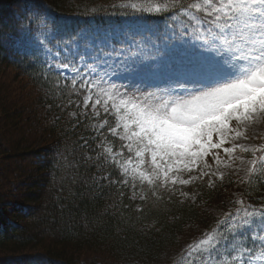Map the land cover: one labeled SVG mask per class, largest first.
Returning <instances> with one entry per match:
<instances>
[{
    "label": "snow or ice",
    "instance_id": "obj_1",
    "mask_svg": "<svg viewBox=\"0 0 264 264\" xmlns=\"http://www.w3.org/2000/svg\"><path fill=\"white\" fill-rule=\"evenodd\" d=\"M129 8L109 13L124 23L86 28L67 39L43 11L25 28L39 25L30 42L55 61L49 70L70 80L82 115L103 119L99 130L118 136L127 153L119 163L120 154L101 144V159L110 155L123 176L153 186L187 185L214 175L210 160L219 165L221 150L233 160L237 150L251 152L249 174L264 169V145L249 148L240 142L247 137L230 126L264 119V0H165ZM50 45L60 50L52 53ZM238 203L222 221L237 235L254 216L264 219V202L259 208L243 199ZM227 236L200 241L206 252L190 245L186 254L205 257L194 264H214ZM248 257L252 264L264 260V253Z\"/></svg>",
    "mask_w": 264,
    "mask_h": 264
},
{
    "label": "trees",
    "instance_id": "obj_2",
    "mask_svg": "<svg viewBox=\"0 0 264 264\" xmlns=\"http://www.w3.org/2000/svg\"><path fill=\"white\" fill-rule=\"evenodd\" d=\"M132 1L0 0V131L12 143L10 149L0 147V158L29 162L0 163V205L7 182L18 172L24 177L22 203L11 205L13 212L0 209V264H86L82 260L90 252L109 255L106 262L113 264H183L195 229L209 230L220 221L211 207L230 200L237 206L243 199L259 208L264 202V169L259 167L251 178L234 171L198 182L195 201L123 176L119 163L127 153L119 137L99 130L103 119L83 116L70 81L24 44L25 34L39 28L26 31L29 18L42 11L67 39L86 28L124 23V17L109 13L130 10ZM8 72L10 82L5 81ZM14 80L22 85L19 92L34 89L23 103L21 92L16 98ZM24 120L35 124L34 133L9 138L10 126L15 129ZM30 135L34 140L28 143ZM101 144L120 154L117 165L110 155L101 159ZM256 245L261 243L256 240Z\"/></svg>",
    "mask_w": 264,
    "mask_h": 264
},
{
    "label": "rangeland",
    "instance_id": "obj_3",
    "mask_svg": "<svg viewBox=\"0 0 264 264\" xmlns=\"http://www.w3.org/2000/svg\"><path fill=\"white\" fill-rule=\"evenodd\" d=\"M163 3H165V0H134L132 2H129L128 4H130V5L136 4V5L146 9L150 6H156L158 4H163ZM94 28L105 29L102 27L101 28L94 27ZM37 30H36V32H37ZM36 32L33 33V32L28 31L25 34V36H24L25 46L30 50V52H32L34 54L41 55L44 58L46 65L54 63L55 61H50L45 56L43 50L38 48L34 43L30 42V37L34 38ZM50 47H51L52 53H55L58 50H60V48H58V47H53L51 45H50ZM61 55H63L62 51H61ZM63 62H66V61H63ZM9 71H11V70H9ZM11 73H13V72L11 71ZM11 73L8 72L9 75L3 74V75H6L5 81L10 82L9 78H11V75H12ZM2 83H3V81H2ZM209 83H211V81H209ZM14 84L17 86L18 92H19V87H21L22 85L20 84L21 86H19L18 81H15V80H14ZM24 89H25V91H22V92L20 91L23 96L21 95L20 92L17 94L14 92L16 94V98L19 99L20 96H18V95L22 96V98L19 99V101L20 102L22 101V103L24 102V98L28 99L26 97L27 93H29L28 91L34 90L31 87L30 88L25 87ZM1 95H2V93L0 94V96ZM6 95L10 97V94H8V93ZM9 99H12V98H9ZM14 101L15 100L12 99V102H14ZM81 110L84 111L82 106H81ZM27 114H28V112L25 113L24 116H27ZM32 124H34V123L32 122V123H29L27 125L26 121L24 120V124L16 126L15 129L11 125L10 127L13 129V131L9 132V138L12 136V140H14L17 137H19L23 132L28 133V134H33L36 126H35V124L34 125H32ZM230 126L233 127L235 129V131L241 132L242 136L247 137L246 141H240V142L247 143V146L249 148H252V147L258 148L261 145H264V119H259V120L255 121V123L252 124L251 126L243 125V124H241L240 126H237V124L233 121V122H230ZM2 128L4 129V126H2ZM4 133L5 132L0 131V147L4 148V145H5L6 149H10V146H12V143H8L9 141L6 137V134H4ZM233 135H234V133H233ZM33 140H34V136H32V135H30V137H27L28 143L29 142L31 143ZM225 146H231V142L227 143ZM0 150H2V149H0ZM219 155H220V159H221V163L219 165H217L214 161L210 160V163H212V166H213L212 171L214 172V175L209 176V177H204L203 179H193L187 185H180L179 183L173 185V184H171V182H169L167 185H164L163 183H161L159 185L160 188H162L163 190H166V191L177 193L184 200L188 199V200L195 201L196 200V184L198 182L208 181V180L213 181L217 178L220 179L224 175H226L230 172H234V171L236 173L242 174V176H244L246 178H251L252 174L248 173V168L250 167V165L247 163L249 160L253 159V155L251 154V152L241 153L239 150H237V152L233 154L235 157H237V159H235V160L230 159L227 156V154L223 153L222 150L220 151ZM132 156L134 158V154ZM5 158H6L5 155H4V157L0 158L1 159L0 163H2L3 165L9 164L12 166L13 164H17L18 162H20L24 166L29 165L28 161H23L20 158H14V157L10 158V159H7V158L5 159ZM241 160H243V163L241 162ZM12 170H14V169H12ZM142 170L147 171L148 169L143 168ZM17 175L20 176V172H18ZM191 175L193 177H196L198 175V173L196 171H193ZM18 176H16V177L14 176L11 183L7 182V184L5 185L6 189L5 188L2 189L1 194L4 193L6 196L2 198V204L0 205V209L2 208V209L7 210L8 212H13L14 209H12L13 207H11V205L22 203L21 195L24 192V187H23V181H24L23 178L24 177L21 179V177L18 178ZM181 178L182 179H189V176L187 174H184ZM144 183L148 184L147 181H144ZM149 185H151V184H149ZM151 186H153V185H151ZM159 186H155V187H159ZM232 202H233V200H230V201L225 202V204L223 203V204L215 205L214 207L210 206L211 207L210 210H212L214 213H216L219 216L220 221L215 225L214 228L209 229V230L195 229L194 233L196 234V236L192 240H190V242L187 244V246L185 248V256L183 257L184 259H182V261H181L183 264H194V261H204L205 260V257H201V256L189 257L186 253L188 252V247L190 245L195 246V247H199L201 249V251L206 252L205 247L200 245L199 242L202 240H208L210 238H214V240L220 239L225 233H228L227 239L224 240L222 242V245L217 249V253H215V255L218 256V259L214 262V264H220L221 261L225 262V264H247V261L249 258L248 253H251L252 257H257V254L264 253V219H261L258 216H254L252 219V223L240 231V233H243V234L240 236L239 239L236 237V234L233 233L228 228V225L222 223V221H224L227 218V216H226L227 213L234 212L235 209L237 207H239V205L233 206ZM15 211H16L15 212V214H16L17 211H20V210H15ZM235 239H237L236 242H234ZM255 240H257L258 242H261L263 244L261 248H258L255 245V243H254ZM241 252L245 253V255L241 257L240 261L234 262L232 257L233 256H240ZM110 258L111 257L105 253H99L98 254L96 252H90L86 255L85 258H83L82 261L86 262V264H88L90 262H94V261L98 262L100 264H113V261H111V260L106 262V259H110ZM0 259H3V258L0 256ZM252 264H264V260H261L259 258H255L252 260Z\"/></svg>",
    "mask_w": 264,
    "mask_h": 264
}]
</instances>
